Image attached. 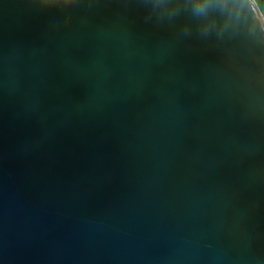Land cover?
I'll list each match as a JSON object with an SVG mask.
<instances>
[{"label":"water","instance_id":"95a60500","mask_svg":"<svg viewBox=\"0 0 264 264\" xmlns=\"http://www.w3.org/2000/svg\"><path fill=\"white\" fill-rule=\"evenodd\" d=\"M0 0V264H264V50L195 0Z\"/></svg>","mask_w":264,"mask_h":264},{"label":"clouds","instance_id":"9594fccd","mask_svg":"<svg viewBox=\"0 0 264 264\" xmlns=\"http://www.w3.org/2000/svg\"><path fill=\"white\" fill-rule=\"evenodd\" d=\"M64 0H35V7L41 12L59 11ZM198 12L217 8L220 15L211 16L206 22L240 31L246 41L264 50V0H195Z\"/></svg>","mask_w":264,"mask_h":264}]
</instances>
